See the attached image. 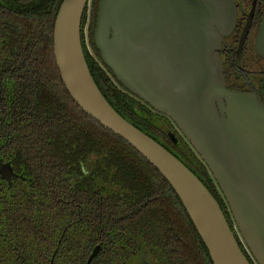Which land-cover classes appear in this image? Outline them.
<instances>
[{"label": "water", "instance_id": "obj_1", "mask_svg": "<svg viewBox=\"0 0 264 264\" xmlns=\"http://www.w3.org/2000/svg\"><path fill=\"white\" fill-rule=\"evenodd\" d=\"M89 1L62 0L56 15L53 51L67 91L167 179L214 264H252L199 176L121 115L101 91L82 41ZM235 21L234 0H100L94 42L119 82L171 117L188 138L218 182L252 255L264 264V102L226 84L221 42ZM256 53L264 56V14Z\"/></svg>", "mask_w": 264, "mask_h": 264}, {"label": "flooded vegetation", "instance_id": "obj_2", "mask_svg": "<svg viewBox=\"0 0 264 264\" xmlns=\"http://www.w3.org/2000/svg\"><path fill=\"white\" fill-rule=\"evenodd\" d=\"M40 2L48 4L24 5ZM234 2L235 25L220 50L226 84L264 102V56L256 53L264 0ZM17 5L0 0V7ZM14 21L0 11V264H86L97 246L89 264H179L162 240L159 211L147 214L156 216V229L128 217L144 211L114 208L108 154L82 142L79 111L65 103L60 85L49 84L50 53L57 66L53 45L50 52L46 33H16ZM153 111L170 124L172 136L185 138L172 118Z\"/></svg>", "mask_w": 264, "mask_h": 264}, {"label": "trees", "instance_id": "obj_3", "mask_svg": "<svg viewBox=\"0 0 264 264\" xmlns=\"http://www.w3.org/2000/svg\"><path fill=\"white\" fill-rule=\"evenodd\" d=\"M16 1L17 6H1L0 11H4L5 16L15 20L13 27L16 28L18 34L32 33L35 38L37 33H46L49 50L52 52L54 24L62 0H48L46 7H43L42 2H40L38 8L33 7L32 9L24 5L27 0ZM99 2L100 0H90L86 7L82 19V41L90 70L101 91L114 108L126 119L132 121L137 127L166 146L159 138L164 136L181 151L182 156L174 154L195 172L209 188L219 201L233 230H236L230 207L218 182L188 138L186 136L180 138L177 134L172 136L174 131L166 119H163L158 113L155 114L153 108L122 85L112 69L103 61L100 50L94 42ZM21 3L23 6L20 5ZM89 9L88 36L92 52L87 48L84 36V27ZM50 54V66L52 67L49 70V84L60 85L66 95L65 103L79 111L82 142H92L100 150L102 149L104 154H108L106 162L113 177V191L116 199L114 208L121 211L132 209L140 210V212L144 211L145 213H142V215L135 214L128 217L130 220L137 219L140 222L146 220L151 221L150 223L153 222L156 216L147 215L148 212L159 211L162 220V240L168 241L172 256L175 260L179 259V264H214L207 246L171 184L128 141L83 111L67 91L57 66L53 64V54ZM156 133L158 137L155 135ZM171 133L173 134L171 135ZM171 136L176 139L172 141ZM179 144L183 149L178 147ZM151 225V227L157 229V223L153 222ZM237 238L242 249L251 260L238 235ZM251 262L254 264L252 260Z\"/></svg>", "mask_w": 264, "mask_h": 264}, {"label": "built area", "instance_id": "obj_4", "mask_svg": "<svg viewBox=\"0 0 264 264\" xmlns=\"http://www.w3.org/2000/svg\"><path fill=\"white\" fill-rule=\"evenodd\" d=\"M85 43H86V46L87 48L89 49L90 52H92V48H91V45H90V42L88 41V38L85 37ZM236 233H237V230H236ZM239 239L241 240V242L243 243L248 255L250 256L251 260L253 261L254 264H259L256 259L254 258V256L252 255L251 251L249 250L248 246L246 245L244 239L242 238V236L240 237V233H237Z\"/></svg>", "mask_w": 264, "mask_h": 264}, {"label": "rangeland", "instance_id": "obj_5", "mask_svg": "<svg viewBox=\"0 0 264 264\" xmlns=\"http://www.w3.org/2000/svg\"><path fill=\"white\" fill-rule=\"evenodd\" d=\"M89 14H90V9L88 11V15H87V22H86V25L84 27V36L88 38V41H89V36H88V25H89V20H90V17H89ZM237 230V233H240L238 231V228H236ZM241 237V234L239 235Z\"/></svg>", "mask_w": 264, "mask_h": 264}]
</instances>
